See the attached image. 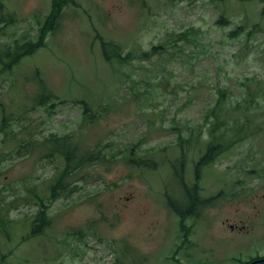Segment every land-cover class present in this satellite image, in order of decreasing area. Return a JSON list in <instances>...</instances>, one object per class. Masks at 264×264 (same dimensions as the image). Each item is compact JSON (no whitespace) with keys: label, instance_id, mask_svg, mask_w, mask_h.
Returning a JSON list of instances; mask_svg holds the SVG:
<instances>
[{"label":"rangeland","instance_id":"rangeland-1","mask_svg":"<svg viewBox=\"0 0 264 264\" xmlns=\"http://www.w3.org/2000/svg\"><path fill=\"white\" fill-rule=\"evenodd\" d=\"M1 1L0 18L13 23L0 21V50L45 46L8 69L2 62L17 50L0 59V264H249L264 256V133L203 168L208 138L186 153L178 147L205 129L216 88L234 101L251 87L255 114L264 113V0H69L52 32L43 25L52 0ZM240 26L247 33L235 34ZM185 32L189 41L177 38ZM62 137L69 141L53 144ZM55 146L98 163L52 197L65 169ZM177 173L214 199L199 208ZM169 199L198 215L181 220ZM38 201L46 226L32 235ZM5 219L15 224L4 228Z\"/></svg>","mask_w":264,"mask_h":264},{"label":"trees","instance_id":"trees-1","mask_svg":"<svg viewBox=\"0 0 264 264\" xmlns=\"http://www.w3.org/2000/svg\"><path fill=\"white\" fill-rule=\"evenodd\" d=\"M58 2V0H57ZM56 2V3H57ZM61 7V5H60ZM58 8V7H57ZM60 8H58V11H56V16L59 17L60 14ZM5 24H8L10 21H7L5 19ZM218 25H222L223 23L218 22ZM258 25H254L252 30L247 33V30L245 26H240L234 30L235 34L242 35L244 33H247V38L249 39L250 35L254 32H258ZM1 31V30H0ZM190 32H185L181 35H179L177 38L180 40L185 39L186 41H189ZM41 39L37 43H30L27 42L22 45H18L14 49V55L17 50V57L13 59L11 63H14L17 61L20 57H23L25 55L32 54L36 48L42 46ZM161 48L162 50H165V47L161 45L160 47H155L153 49V54L156 53L157 49ZM164 52V51H163ZM120 55H117L119 57ZM3 57H6V52L1 51L0 52V59H3ZM114 56H110L112 59ZM116 57V56H115ZM263 84V81H258L257 86H261ZM258 89V88H257ZM259 90V89H258ZM216 95L217 99L212 107L207 109L204 120V130L197 133L193 132L187 138H179L178 144L179 148L181 150V153H186L188 149L192 146H196L197 144H201L202 142L200 140L207 139L208 142L206 143L203 141L202 146L204 147V144L207 146L205 147V152L202 156V158L198 162V168L200 167H206L211 164H214L216 160H219L223 155L230 154L231 148L235 147L237 144L243 143L244 141H256L253 138L255 137H261L264 133V119H260L259 115L264 114H255V112L261 111V108L258 106V101L255 99L257 97V93L253 92V89L251 87H248L247 90V96L243 99L239 100L236 99L234 101H230L229 98V89L227 88H216ZM264 117V116H263ZM205 135V137H204ZM264 137V135H263ZM201 138V139H199ZM65 139V138H64ZM256 139V138H255ZM58 141H62L58 139ZM58 154L62 155L65 162V169L61 176L57 179L56 184L52 188V197H55L56 190L60 191H69V185H70V179L74 178L75 181L76 175L80 173L81 169H85L87 165H90L92 162L94 164L98 163V160H85L82 156L80 157L79 154H77L76 149H68V148H60ZM185 156V155H182ZM129 158H133L132 155H130ZM179 160V159H178ZM256 160V158H250L248 163H253ZM129 163H136L139 164V161H129ZM93 164V163H92ZM91 164V165H92ZM148 167H153V165H156V162H152L150 164H147ZM254 171V170H253ZM200 175L199 169L197 172ZM177 179L182 180L183 182V189L184 192L187 194V196L192 197L195 200V205H204L206 202L204 200H201L198 194V187L195 186L193 188H190L189 185H187L183 180V175L180 173H177L176 175ZM192 189V190H191ZM74 189H72L73 191ZM43 200V199H41ZM171 201V200H170ZM39 206V212L38 214L34 215L33 218V228L34 232L32 234H36L39 232V224H43L42 221L46 217V208L43 207L44 201L40 202L38 201ZM173 204V201H171L170 205ZM45 206V205H44ZM172 209L175 213L179 215L181 220H184L186 217H193V212L183 211L179 208L174 207L171 205ZM194 211V210H193ZM39 221V222H38ZM5 222H8L9 224H15L13 221H9L7 219L3 220L1 222V225H4V228L7 224ZM38 226V227H37ZM3 228V229H4Z\"/></svg>","mask_w":264,"mask_h":264},{"label":"flooded vegetation","instance_id":"flooded-vegetation-1","mask_svg":"<svg viewBox=\"0 0 264 264\" xmlns=\"http://www.w3.org/2000/svg\"><path fill=\"white\" fill-rule=\"evenodd\" d=\"M235 228H236V227H233V226H232V229H235Z\"/></svg>","mask_w":264,"mask_h":264}]
</instances>
